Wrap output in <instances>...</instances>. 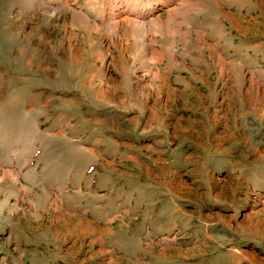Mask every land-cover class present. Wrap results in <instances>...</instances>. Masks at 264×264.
<instances>
[{
	"label": "rangeland",
	"instance_id": "obj_1",
	"mask_svg": "<svg viewBox=\"0 0 264 264\" xmlns=\"http://www.w3.org/2000/svg\"><path fill=\"white\" fill-rule=\"evenodd\" d=\"M0 264H264V0H0Z\"/></svg>",
	"mask_w": 264,
	"mask_h": 264
},
{
	"label": "bare ground",
	"instance_id": "obj_2",
	"mask_svg": "<svg viewBox=\"0 0 264 264\" xmlns=\"http://www.w3.org/2000/svg\"><path fill=\"white\" fill-rule=\"evenodd\" d=\"M124 20H125V18H124ZM135 23H138V22H135ZM136 25V24H135ZM137 27H138V29H141L140 27H143V25L141 24V23H138L137 25H136ZM141 49V48H140ZM157 54V53H156ZM151 56H153V55H151ZM150 59V58H149ZM152 61H153V59H152ZM133 62V61H132ZM101 92H103V91H101ZM92 222V221H91ZM104 249V248H103ZM106 250V249H105ZM110 262V261H109Z\"/></svg>",
	"mask_w": 264,
	"mask_h": 264
}]
</instances>
